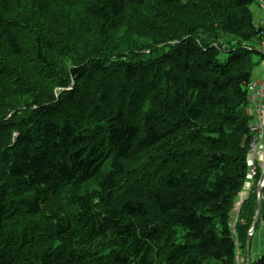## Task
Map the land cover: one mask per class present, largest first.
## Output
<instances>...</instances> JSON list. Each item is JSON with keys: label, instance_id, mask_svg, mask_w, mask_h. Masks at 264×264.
Wrapping results in <instances>:
<instances>
[{"label": "trees", "instance_id": "1", "mask_svg": "<svg viewBox=\"0 0 264 264\" xmlns=\"http://www.w3.org/2000/svg\"><path fill=\"white\" fill-rule=\"evenodd\" d=\"M256 2L0 0V264H236Z\"/></svg>", "mask_w": 264, "mask_h": 264}, {"label": "rangeland", "instance_id": "2", "mask_svg": "<svg viewBox=\"0 0 264 264\" xmlns=\"http://www.w3.org/2000/svg\"><path fill=\"white\" fill-rule=\"evenodd\" d=\"M151 9V8H149ZM251 11L253 12V22L256 26H258V20L259 18L264 19V0H260V7L257 8L256 4H253L252 7H250ZM155 10L157 11V7H155ZM195 23L198 24L200 23L198 20H195ZM171 25L174 26H178L179 23H176L175 25L171 23ZM188 25H192V22H190ZM187 25V26H188ZM186 26V25H184ZM187 33H183L182 35L185 37ZM120 36L121 37H125L126 36V32L124 31V28L121 30L120 32ZM232 39H237L236 37L232 36ZM233 40L230 41L231 45ZM252 46L257 49L263 50L264 51V36L256 41L253 42L252 44H249V41L246 42V45ZM226 56L225 52H220L219 53V59L220 60H224ZM253 59L254 61L257 62V65L255 66L254 70H253V76L256 75V72L258 70H261L262 68V63H264L263 59H260V57L256 54H253ZM47 84L42 85L43 87L46 86ZM262 90V86L260 87L259 91H258V99L253 98L251 101L250 99H248V104L246 106L245 111L249 114L252 123L254 125H256L257 123H259V132H258V138L255 140V138L253 137L256 133V130H254L253 128L250 129V132L252 134V139L249 143V147H248V151L246 154V161H247V174H246V181L244 186L242 187L241 191L239 193H237V195L235 196V200H234V204H233V208L230 211V227L233 229V233L235 232V224L238 220V213H239V209L241 204L247 199V201L251 200L253 195H254V191L256 188V185L258 183V179L260 178V175L263 172L264 169V159H263V141H264V111L262 112V118L258 117V111L257 108L254 106V104L257 103L258 106H261V108H263L264 110V97H260V93ZM15 102L12 100V105H17L19 102L22 101V99H20L19 96H14L12 97ZM7 102V100L5 101ZM252 145V147H251ZM252 152L253 154V159H252V163L248 164V153ZM238 251V260L237 264H245V252H242L241 250H237ZM264 253V218L260 217L259 218V226L256 228L254 235L252 237V244H251V260H254V258L260 256L261 254Z\"/></svg>", "mask_w": 264, "mask_h": 264}, {"label": "water", "instance_id": "3", "mask_svg": "<svg viewBox=\"0 0 264 264\" xmlns=\"http://www.w3.org/2000/svg\"><path fill=\"white\" fill-rule=\"evenodd\" d=\"M263 158H264V149H263ZM263 184H264V169L263 172L260 176L258 185H257V190H256V195H257V206H256V211L252 220V224L250 226L247 239H246V264H249V249H250V242H251V236L253 234V231L255 229V226L259 220L260 217V211H261V206H262V191H263Z\"/></svg>", "mask_w": 264, "mask_h": 264}, {"label": "built area", "instance_id": "4", "mask_svg": "<svg viewBox=\"0 0 264 264\" xmlns=\"http://www.w3.org/2000/svg\"><path fill=\"white\" fill-rule=\"evenodd\" d=\"M259 95H260V97H264V85H263L261 93ZM255 106H257V110L261 109V106H258L257 103L255 104ZM248 163L251 164L252 162L249 160Z\"/></svg>", "mask_w": 264, "mask_h": 264}, {"label": "crops", "instance_id": "5", "mask_svg": "<svg viewBox=\"0 0 264 264\" xmlns=\"http://www.w3.org/2000/svg\"><path fill=\"white\" fill-rule=\"evenodd\" d=\"M263 70H264V63L262 64V68H261V70H258V71L256 72V75L253 76V77H255V78L260 77L261 74H262V72H263Z\"/></svg>", "mask_w": 264, "mask_h": 264}]
</instances>
